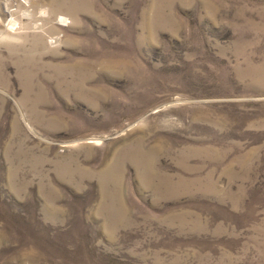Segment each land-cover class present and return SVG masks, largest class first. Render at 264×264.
<instances>
[{"label": "rangeland", "instance_id": "1", "mask_svg": "<svg viewBox=\"0 0 264 264\" xmlns=\"http://www.w3.org/2000/svg\"><path fill=\"white\" fill-rule=\"evenodd\" d=\"M0 264H264V0H0Z\"/></svg>", "mask_w": 264, "mask_h": 264}]
</instances>
